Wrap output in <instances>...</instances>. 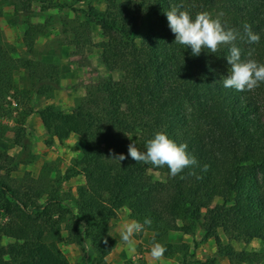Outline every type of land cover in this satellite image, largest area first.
Returning <instances> with one entry per match:
<instances>
[{
  "label": "trees",
  "instance_id": "1",
  "mask_svg": "<svg viewBox=\"0 0 264 264\" xmlns=\"http://www.w3.org/2000/svg\"><path fill=\"white\" fill-rule=\"evenodd\" d=\"M6 1L19 2L27 10L37 2L42 11L78 12L74 4L51 0ZM104 2L103 11L88 6L83 21L76 17L70 44L82 52L92 45V28L98 26L101 63L110 73L121 72L122 78L86 86L85 96L69 110L45 106L36 111L50 138L45 141L48 147L54 139L64 140L71 134L82 139L81 158L63 175L56 172L50 177L44 172L38 179L25 177L18 184L10 183L2 175L10 158L0 156V264H69L58 247L60 241L79 247L83 264H101L99 260L115 247L107 231L109 222L123 208L135 221L150 218L152 224L144 230L156 237L165 231L193 236L200 230L202 242L213 239L214 257L198 264H212L219 258H226L228 264L261 263L264 250L235 251L231 243H264V84L244 92L224 88L222 82L231 67L228 47L215 54L205 49L194 56L191 48L174 43L165 13L182 5L193 18L202 11L214 17L223 12L222 22L241 32L244 23L250 24L260 35L259 43L238 39L236 44L243 55L252 50V58L264 63V0ZM141 17L147 20V32L137 44ZM36 28L28 25L23 33L28 54L41 32ZM13 53V48L0 46V115L6 118L21 100H31L32 95L51 98L59 85L56 64ZM19 68L26 72L29 88H19L13 81ZM33 112L28 109L13 121L19 126L15 145ZM157 132H165L177 144L186 143L199 166L172 177L166 166L156 168L128 156L129 144L136 143L144 151ZM113 154H124L126 159L119 162L112 159ZM149 170L164 174L165 181H153ZM76 176L84 179V185L76 196L64 198L61 184ZM216 198L223 203L212 207ZM61 230L66 237L58 241ZM166 249L164 257L175 247ZM184 249L189 251L186 245Z\"/></svg>",
  "mask_w": 264,
  "mask_h": 264
},
{
  "label": "rangeland",
  "instance_id": "2",
  "mask_svg": "<svg viewBox=\"0 0 264 264\" xmlns=\"http://www.w3.org/2000/svg\"><path fill=\"white\" fill-rule=\"evenodd\" d=\"M51 1L60 4H74V7L78 12L75 14L68 9L59 10L57 8H49L47 11H42V5L37 2L32 3L30 9L27 10L19 2L12 3L10 1L0 0V46H6L8 49L13 48L14 56H20L24 59L31 58L36 61L38 60L47 63V61L56 57L55 52L57 50L60 51L61 48H67V46L72 45H70V41L72 40L71 28L75 25L74 21L76 20V17L83 21L85 18L83 12L87 10L88 6H93L98 11H103L106 6L104 0H82L80 2H75V0ZM28 25H33L37 27L36 29L41 31L35 38L34 45L31 49L32 55L26 52L27 50L26 48L24 49V44L22 43L23 33ZM146 32L147 20L145 17H141L136 31L137 44H140V39L146 34ZM101 41L102 35L99 27L93 26L92 45L86 46L84 49L93 52L98 48L97 46ZM72 49V51L76 52L74 46ZM26 77V72L19 68L14 72L13 81L19 88H29L31 82ZM108 78L118 81L122 78V73L119 71L112 73L109 72V76L105 79ZM88 85H85V87ZM36 89H38V86H35L34 90ZM57 90H61L60 85H58L56 90L53 91L51 98L48 99L44 96L37 98L35 95H32L31 100H21L19 107L16 110L11 111V115L8 118L0 115V156L5 155L10 158V160H6L7 162L5 164H7V169L2 172V175L8 182L18 184L25 177L38 179L44 172V174L49 173L50 177L53 176L54 173L56 174V172L63 175L68 168L74 166L75 160L81 158L83 143L82 139L77 135L71 134L64 140L54 139L56 141L53 140V144L50 147H48L45 142L46 140H50V138H48L36 111L45 106H52L49 105L48 102L53 98L54 92ZM79 99L81 98H75L72 108L75 107ZM61 107L64 106H57L56 108ZM28 109H32L35 112V116L31 118L32 120H30V122H27V116L24 123L25 131L22 132V138L19 140V144L15 145L14 143L17 140L16 133L19 130V126L13 121L18 119L19 115ZM130 137V141L134 142L136 140V136ZM1 161H4L3 157ZM148 175L153 181H165V175L162 173L149 170ZM84 182L85 181L81 176H76L63 182L60 189L64 194V198H68V194L76 196L77 189L83 186ZM231 199L232 197L229 198V200ZM222 203L223 201L221 199L216 198L212 202V207L221 205ZM127 211L128 209L126 208L125 210L122 209L118 211L117 216L122 218L123 221H135L130 218V214L129 212L127 213ZM0 222L3 221L0 220ZM107 231L108 235L113 239V234H116L117 231L115 220L109 222ZM219 233L222 242L226 244L222 232L220 231ZM65 237L66 232L61 230L60 239L58 240L56 238V240L60 241L65 239ZM133 239L135 241L134 251H130L128 247L122 243V248L116 252L112 251L107 257L100 259V263L182 264L184 262L185 264H198L199 262L203 263L205 261H211L216 253L214 241L212 244L201 241L200 230H197L193 236L183 235L179 232L165 231L162 235L157 237L156 235L154 236L153 232L144 230L135 234ZM8 242L9 241L6 239L3 240L4 245L8 244ZM154 242H159L165 247L171 245L174 246L175 249L169 250L168 255L164 257L162 262H153L149 253ZM185 245L189 247L187 253L184 252ZM231 246L235 251L245 250L247 252H262L264 250V243L259 240H253L249 244L232 242ZM58 247L69 264H83L84 252H82L79 247L74 244H65L61 241L58 242ZM86 249L87 259L91 262L93 255L88 247ZM212 264H228V260L226 258H219ZM245 264L255 263L249 261ZM259 264H264V260Z\"/></svg>",
  "mask_w": 264,
  "mask_h": 264
},
{
  "label": "clouds",
  "instance_id": "3",
  "mask_svg": "<svg viewBox=\"0 0 264 264\" xmlns=\"http://www.w3.org/2000/svg\"><path fill=\"white\" fill-rule=\"evenodd\" d=\"M165 14L168 26L175 35L174 43L191 48L194 56H199L205 49L215 54L222 46L228 47L227 62L231 67L230 74L223 79L224 88L244 92L253 91L264 84V63L252 58V50L246 56L243 55L241 48L236 44L238 39L248 44L259 43L260 35L252 30L250 24L244 23L241 32L222 22L220 17L224 15L223 12L214 17L211 13L202 11L193 18L182 5L171 7ZM128 137L131 139L130 136ZM187 147L186 143L177 144L165 132H157L147 141L144 151L138 149L136 143L129 144L128 156L137 163L156 168L166 166L170 170V175L176 177L185 168L199 166L196 158L187 152ZM112 159L121 162L126 157L124 154H113ZM207 168V165L203 166L204 171ZM189 174L195 175V172ZM151 224L152 220L147 217L143 223L139 221L125 223L120 231L121 242L130 251H134V235L144 231L145 226ZM166 251L164 245L154 242L149 253L151 260L162 262Z\"/></svg>",
  "mask_w": 264,
  "mask_h": 264
},
{
  "label": "crops",
  "instance_id": "4",
  "mask_svg": "<svg viewBox=\"0 0 264 264\" xmlns=\"http://www.w3.org/2000/svg\"><path fill=\"white\" fill-rule=\"evenodd\" d=\"M72 48L73 46L71 45L67 46V48H61L60 51L57 50L55 52L56 57L51 59L50 61H47V63L58 65L60 72L59 85L61 87V90H57L54 92L53 98L49 100L48 104L52 105L53 107L64 106L65 108L61 107V109L63 108L66 110H69L73 107L75 98H83L85 96V85L102 82L107 76H109V72L100 62L99 48L95 49L93 52H89L87 49H84L80 53L72 51ZM34 116L35 112L31 113L28 116L27 122H30V120H32L31 118ZM123 210H125V208H123ZM128 212L129 211H127V213ZM114 220L116 222L117 231L116 234H113V239L116 241V245L112 251L116 252L123 247L120 238V231L122 229V226L128 222L123 221L122 218H119L118 216L113 218L111 221ZM204 242L212 244L213 239H208Z\"/></svg>",
  "mask_w": 264,
  "mask_h": 264
}]
</instances>
